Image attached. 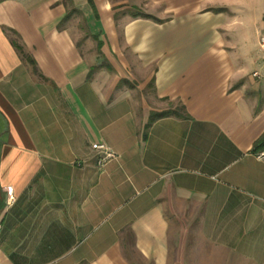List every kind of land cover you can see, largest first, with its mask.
<instances>
[{
    "label": "crops",
    "instance_id": "obj_1",
    "mask_svg": "<svg viewBox=\"0 0 264 264\" xmlns=\"http://www.w3.org/2000/svg\"><path fill=\"white\" fill-rule=\"evenodd\" d=\"M93 3L0 0V264H264V0Z\"/></svg>",
    "mask_w": 264,
    "mask_h": 264
},
{
    "label": "trees",
    "instance_id": "obj_2",
    "mask_svg": "<svg viewBox=\"0 0 264 264\" xmlns=\"http://www.w3.org/2000/svg\"><path fill=\"white\" fill-rule=\"evenodd\" d=\"M89 3H90V5H92L94 7L93 0H89ZM13 43H14V46L16 47V49L24 56V59L32 67V71L34 72V74L39 75L40 73H39L37 64L34 62V60L29 55L26 54V52L24 51V48L19 43H17V42H13ZM169 116H175L176 118H180V119L189 118V116L186 114L185 108L183 106L177 110H169V111H165V112H162L159 114H154L151 116L150 125L146 126L144 139L147 138L148 130L154 121L162 119V118H166ZM262 151H264V135L255 143L253 153L258 154ZM130 238L132 239V235L130 236Z\"/></svg>",
    "mask_w": 264,
    "mask_h": 264
},
{
    "label": "built area",
    "instance_id": "obj_3",
    "mask_svg": "<svg viewBox=\"0 0 264 264\" xmlns=\"http://www.w3.org/2000/svg\"><path fill=\"white\" fill-rule=\"evenodd\" d=\"M260 47L264 51V35H262L260 37ZM255 76L259 77V75L257 73L255 74ZM94 150L98 154L97 166H98L99 170H103L105 168L106 164L110 160L116 158V155L109 149V147L106 144L101 143V144L95 145ZM256 157L260 161H264V151L256 154Z\"/></svg>",
    "mask_w": 264,
    "mask_h": 264
},
{
    "label": "rangeland",
    "instance_id": "obj_4",
    "mask_svg": "<svg viewBox=\"0 0 264 264\" xmlns=\"http://www.w3.org/2000/svg\"><path fill=\"white\" fill-rule=\"evenodd\" d=\"M73 23H74L75 28H77L76 31H78V34H77L78 37H77V39H78V40H81V39L85 38V34H84V32H83V20H82V18H80V17H75ZM89 39H90V36L88 35V33H86V40H89ZM90 44H92V45H91V46L87 45V49H88V50L91 49L90 54H92V53L95 54L96 45L93 44V43H90ZM92 55H93V54H92ZM169 106H170L171 109H176V108H177V104H175V103L170 104ZM176 110H177V109H176ZM127 254H128V256L131 257V258H134V259L136 258V256L133 255V251H132L131 246L128 247Z\"/></svg>",
    "mask_w": 264,
    "mask_h": 264
}]
</instances>
